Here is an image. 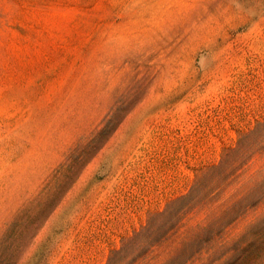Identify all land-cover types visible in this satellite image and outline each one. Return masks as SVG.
<instances>
[{
    "label": "rangeland",
    "instance_id": "obj_1",
    "mask_svg": "<svg viewBox=\"0 0 264 264\" xmlns=\"http://www.w3.org/2000/svg\"><path fill=\"white\" fill-rule=\"evenodd\" d=\"M0 264H264V0H0Z\"/></svg>",
    "mask_w": 264,
    "mask_h": 264
}]
</instances>
